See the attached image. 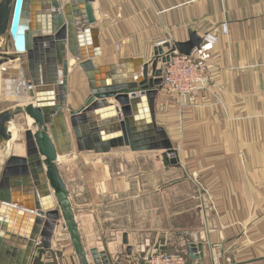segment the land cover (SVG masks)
I'll return each instance as SVG.
<instances>
[{"label": "crops", "instance_id": "crops-1", "mask_svg": "<svg viewBox=\"0 0 264 264\" xmlns=\"http://www.w3.org/2000/svg\"><path fill=\"white\" fill-rule=\"evenodd\" d=\"M92 5L101 48L97 65L127 57L148 61L157 45L186 41L191 31L217 40L214 73L195 104L180 107L175 94L158 88L156 123L176 150V165H165L161 151L127 146L103 153L74 147L62 156L67 161L64 175L59 172L87 254L95 248L131 264L152 248L187 256L199 253L201 244L202 257L188 256L192 264H264V0ZM76 63H69L67 79L73 110L89 95L77 97V105L70 98ZM64 112L67 118L69 110ZM73 255L61 222L51 246L35 248L28 264H74Z\"/></svg>", "mask_w": 264, "mask_h": 264}, {"label": "water", "instance_id": "water-1", "mask_svg": "<svg viewBox=\"0 0 264 264\" xmlns=\"http://www.w3.org/2000/svg\"><path fill=\"white\" fill-rule=\"evenodd\" d=\"M93 1L0 0V144L11 140L9 124L17 116L31 119L22 134L24 153L9 155L0 169V264H28L36 237L49 248L61 222L79 264H121L111 252L92 248L88 255L82 245L59 172V156L74 147L97 153L121 146L155 150L165 165L177 163L176 150L155 118L162 82L158 65L172 52L188 55L202 37L191 31L186 41L161 43L148 61L127 57L97 65L93 59L101 48ZM70 57L89 91L76 110L67 105ZM9 72L14 83L20 80L24 102L1 95ZM197 250L187 256L202 257L201 244Z\"/></svg>", "mask_w": 264, "mask_h": 264}, {"label": "built area", "instance_id": "built-area-1", "mask_svg": "<svg viewBox=\"0 0 264 264\" xmlns=\"http://www.w3.org/2000/svg\"><path fill=\"white\" fill-rule=\"evenodd\" d=\"M221 30L226 32L225 24ZM217 36L206 33L198 48H193L188 55L172 52L169 59L163 63L161 88L175 94L178 105L185 107L197 102L199 93L207 88L209 78L214 73L212 60ZM212 83V87H214ZM42 245L41 239H36L35 248ZM131 264H188L181 254H168L152 248L148 255Z\"/></svg>", "mask_w": 264, "mask_h": 264}, {"label": "bare ground", "instance_id": "bare-ground-1", "mask_svg": "<svg viewBox=\"0 0 264 264\" xmlns=\"http://www.w3.org/2000/svg\"><path fill=\"white\" fill-rule=\"evenodd\" d=\"M0 44H1V42H0ZM75 62L76 61L73 58H71V57L69 58L70 65L71 64H74ZM11 76H12V72H9L8 73V76H7L8 78H5V80H2V85H1V87H2V91H1L2 94L1 95L4 98H6V99H14L15 101L24 102V100H26V96L23 93L24 91H19L18 90V85H21L20 84V80L18 82L14 83L12 81V79H11ZM13 83H14L15 86L13 85ZM21 89H23V88H21ZM24 119L26 121V124H28V125L31 124V119L29 117H26ZM19 129H21L20 125H18L15 121H11L10 122V124H9V131L11 132L12 137H11V140H9V141L6 142V145L3 148V150L6 151L7 153L11 151V153H9V154L21 155V154L24 153V145H23V143L14 142V138H15L16 134L18 133V130ZM18 139H20V138H18ZM1 152L2 151L0 150V157L2 155ZM18 152H20V153H18ZM58 159L61 162L62 156H59Z\"/></svg>", "mask_w": 264, "mask_h": 264}, {"label": "rangeland", "instance_id": "rangeland-1", "mask_svg": "<svg viewBox=\"0 0 264 264\" xmlns=\"http://www.w3.org/2000/svg\"><path fill=\"white\" fill-rule=\"evenodd\" d=\"M1 44H3V43H1ZM95 61L96 62H99L100 61V59H95ZM160 63V62H159ZM161 64V63H160ZM71 79H72V86H73V88H72V91H71V99H72V102H73V104L74 105H77L76 104V102H75V99L77 98V97H83V96H86L87 94H88V87H87V82H86V80H85V77H84V75L82 76V74H81V72H79V70H78V67L77 66H75L74 68H73V72L71 73ZM74 98V99H73ZM26 118V117H25ZM16 119V120H15ZM14 120H15V122L18 124V125H20V127H21V129H19L18 130V133L16 134V136H15V138H14V142H17V143H21L22 142V134H23V120H21L22 118L20 117V116H17L16 118H15ZM19 120V121H18ZM22 122V123H21ZM19 134V135H18ZM18 138H20V139H18ZM5 145H6V142H3L2 144H0V150L2 151L1 153H2V155H1V157H0V169H1V167L3 166V164H4V162H5V160L7 159V157L9 156V155H11V154H9V153H11V151L10 152H6V151H4L3 150V148L5 147ZM18 153H20V152H18ZM6 157V158H5ZM67 160L65 159L64 160V157L61 159V162H60V165H59V167H60V169H61V172H63V175H64V164H65V162H66ZM73 252H74V250H73ZM183 252H181V253H179V254H181V255H183L182 254ZM177 254V253H176ZM74 255H75V253H74ZM73 255V256H74ZM184 257H185V259H186V261H187V263L188 264H192V259L190 260V258L188 257V256H185V255H183ZM77 257H76V255L74 256V264H77L78 262H77Z\"/></svg>", "mask_w": 264, "mask_h": 264}]
</instances>
